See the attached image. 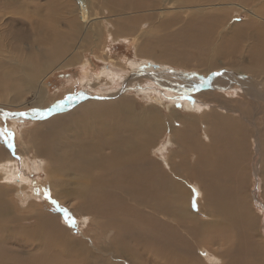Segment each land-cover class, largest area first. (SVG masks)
Returning a JSON list of instances; mask_svg holds the SVG:
<instances>
[{
  "label": "bare ground",
  "instance_id": "6f19581e",
  "mask_svg": "<svg viewBox=\"0 0 264 264\" xmlns=\"http://www.w3.org/2000/svg\"><path fill=\"white\" fill-rule=\"evenodd\" d=\"M59 1L48 0L46 5L38 4L32 14L28 7L24 12L22 9L16 10L29 19L33 28L28 36L32 37L29 38L30 42L24 44L22 39H26L28 33L21 32L24 27L19 25L17 19L9 16V23L17 24L18 32H7L3 28L8 25L5 16L3 17L6 14L3 10L6 9L5 6H9V1L0 0V102H11L10 97L13 96V103H17L29 91L40 94L43 98V89L46 86L44 81L53 69L71 66L79 60V56L72 53L75 52L74 48L84 47L89 42L93 44V41L101 39L102 32L107 31L104 17L93 18L90 0L74 1L78 2L76 11L78 15L81 14L83 21L80 23L72 16L70 35L65 30H59L56 22L58 19L60 21L58 11L62 8L58 9L53 5L57 3L61 7L62 1ZM102 1L107 6L103 11L107 10L116 18L112 29L116 40L119 39L117 36L128 34L127 31H131L132 24L139 18L132 12L154 10L162 15L155 26L154 17L159 15L155 13L147 17L151 20L149 30L152 31L146 34L147 38L151 33L160 31H165L166 37L155 34L147 39L148 43L141 47L147 46L151 52H146L147 55L144 56L168 66L169 63L197 60L198 64L205 66L208 71L220 65L232 67L238 79L227 74L222 79L216 77L212 83L207 81L205 84L211 87L215 84H225L231 79L230 83L234 80L237 85L244 87L246 94H252L249 101L253 105L254 114L246 118L248 121L250 119L252 128L247 129L238 118H233L235 115L227 117L216 107H225L242 115L241 102L238 104L230 101L234 97L222 96L216 90L205 91L202 95L210 104L207 105L208 109L205 106L206 109L202 110V115L198 113L201 115L198 122H194L198 119L195 117H191L190 121L186 120L185 115L179 117V110L173 104H169V107H172L169 114L175 118L171 123L161 121L166 115L151 109V106L145 110L144 115H140L134 106H130L132 98H127L126 107L121 106L119 101L112 102L108 109L103 104L90 105L85 107L89 114L87 118L73 117L77 112L75 111L65 118L68 123L64 121L60 133L55 132L53 122L49 126L46 123L44 128L41 127L42 130L32 133L29 140L36 155L43 157L45 162H50L53 167L48 173L58 175L57 177L64 174V178L56 177L53 180L56 197L78 200L77 209L91 217L93 225L101 230L95 235L99 240L98 253L106 255L105 257L108 255L121 260L128 257L133 264H140L136 261L139 259L138 255L145 252L154 259L158 258L163 264H189V259L195 264H204L205 261L200 257L201 251L203 248L209 250L208 247H212L218 256L215 255L219 264H264V246L255 236L256 216L237 186L241 181L239 173L243 172L241 157H249V152H252L255 144L259 158L262 159L258 173L264 176V0L253 7L252 17L249 15L245 22L240 21L242 15L238 10L233 17L222 13L225 9L219 6L227 0ZM249 2L253 3V0H229L227 3L248 5ZM173 3H177L179 8H171ZM171 11L174 14L165 17V14ZM8 13L17 14L14 11ZM183 13H188L191 18L184 19ZM180 23L182 28L175 29ZM102 76L103 74L99 75L97 81ZM152 78L155 77L152 75ZM251 82L259 83L260 88L254 87ZM165 88L189 94L197 90L185 84L170 82ZM199 95L201 96L200 93ZM188 107L192 109L191 106ZM132 109L134 115L128 114ZM260 114L263 116L261 121ZM139 116L146 118L140 119ZM199 123L206 124L204 135L207 134L208 139H212L215 145H211L209 141L202 142L198 130ZM163 128L170 129L171 142L181 148L173 152L168 159H160L153 153L155 146L159 144L155 142L165 132ZM124 130L126 135L122 132L120 136L114 135L115 131ZM250 136L253 137V146H249ZM3 138V129H0V155H10L3 144ZM190 150L196 152V158L194 169L188 171L189 161L185 154ZM4 161L0 162V178L8 174L15 177L16 165L13 161ZM46 163H43L44 167ZM203 164L206 168L204 171L201 168ZM221 172L226 178L221 177ZM217 174H220V177H217ZM17 176L20 181L16 182H21V188L2 187L0 199L5 198L7 190L17 192L18 195L26 193L27 178L21 173ZM195 183L200 187L198 193L193 190L194 187L193 193L189 192L186 184ZM212 184L217 187L220 184L227 194L221 193ZM194 195L199 196L200 203L201 198H206L204 219L195 217L197 212L191 209ZM261 195L264 197V192H261ZM39 205L37 202L34 208L42 214L45 207L41 208ZM46 216L52 219L49 214ZM40 221L44 224L45 219ZM24 230L27 229H22V232ZM37 231L39 232L33 228L27 230L25 243L31 244V238H36ZM6 232L0 227V264H63L59 258L51 262L45 253H30L29 257L19 258L2 239L1 234H7ZM16 236L15 234L10 237L14 240ZM43 241L45 244V237L42 238ZM131 242L136 245L132 247ZM196 248H200L197 254ZM47 251L51 254L49 247Z\"/></svg>",
  "mask_w": 264,
  "mask_h": 264
},
{
  "label": "rangeland",
  "instance_id": "374dc122",
  "mask_svg": "<svg viewBox=\"0 0 264 264\" xmlns=\"http://www.w3.org/2000/svg\"><path fill=\"white\" fill-rule=\"evenodd\" d=\"M3 1H9L7 3L9 6H5L4 8L6 9L3 10V13H6L3 17L5 16L4 19L8 25L3 28L6 29L7 32L12 31V33H15L19 29H16L17 24L12 25V23H9V18L12 17L15 18L14 20L17 19L16 21L19 22V25L24 27L21 32L23 34L25 31L28 33V35L25 36L26 39H22V42L24 44L30 42L29 38L32 37L28 36L31 35L33 29L30 21L23 13H19L16 10L22 9L23 11L28 7L30 9V14H32L38 4L46 5L48 0ZM74 1L75 0H60L61 7L57 3L56 5L53 4L58 9L62 8L58 11L60 12L58 13V15H60V21L58 19L56 23L59 26V30H65L68 35L72 32V20H70L72 16L80 23L83 21L81 19V14L78 15L76 11L78 2ZM90 1L92 4L91 9L93 18L102 19L104 17L103 21L106 24L107 31L105 33L102 32L101 39L93 41V44L92 42H89L84 47L74 48L75 52L72 53L78 55L79 60L71 64V66L67 65L53 69L52 73H50L44 81L46 86L43 89L45 93L43 98L42 96L40 97V94H35L34 92L29 91L28 94L25 93L17 103H13V96L10 97L11 102H0V129H3L4 137L2 141L10 153V155H0V162L2 160H5L4 162L7 163L13 161L14 165H16L15 174L17 173V175H20L21 173L27 178L25 181L28 183L27 188L25 189L26 193L18 195L17 192L15 193L11 190H7L5 198L0 199V227H2L3 231H7V234H1V237L5 240L4 242L7 247L13 250V254L17 255L19 258L29 257L30 253H36L39 255L45 253L51 262H55V260L59 258L63 264H78V262L79 264H133V261L128 257L122 258L124 260L113 259L111 256L109 257L107 255V257H105L106 255L98 253L100 252V246L95 233H99L101 231L100 228L95 224L93 225L91 217L89 218L87 214H83L77 209L76 205L79 204L78 200L56 197L53 190V180L56 179L58 175H52L47 172L53 168L50 162L46 163L43 157L36 155L35 151L29 144L32 133H37V131L42 130L41 127L44 128L46 123L49 126L50 123L53 122L52 125L56 128L55 132L60 133L64 121L68 123V120L65 118L72 115L75 111L77 112L72 115L73 117L87 118L89 114L86 112L85 107L103 104V106L108 109L111 106V103H114L115 101H119L121 106L126 107L128 106L127 98H132V104L130 106H134L140 115H144V113H146L145 110L150 109L151 106V109H155L157 112H162L166 115L161 121L163 120L164 123H171L175 118L169 114L171 113L170 108H172L169 107V104H171V106L173 104V106L177 107L179 110L177 111V113L179 112V117L185 115L184 117H186V120L190 121L191 117L201 118L202 110L204 111L208 107L207 105L210 104L206 98V100L203 99L202 95L205 91L211 92L216 90L218 93L222 94V96L226 95L228 98L234 97L233 99H230V101H234L238 104L241 102L242 115H239L240 112L238 111L233 113L229 109H225V107L222 109L221 106L212 105L220 108V111H222L227 117L235 115L233 118H238V121L243 123L247 129L252 128L249 123L250 119L249 121L246 120L248 116L254 114L252 110L253 105L250 103L252 94H246L244 91L245 89H243L244 87L237 85L234 80L230 83L231 79L229 81L227 80V83L225 84H215L211 87L205 84L207 81L212 83L217 79L216 77L222 79V77L227 74L238 79V77L234 75L232 67L220 65L219 67L212 69V71H208L205 66L198 64L197 60L179 64L169 63V66L168 64L158 63L155 59L144 56L147 55L146 52H151L149 47H141L142 45L147 44L149 38H152L153 35H165V31H160L157 33H151V36L148 38L146 36L147 33L149 34L152 32L149 30V23L151 20L147 17L155 14L156 11L141 10L132 12V14H137L139 18L132 24L131 31H127L128 34L117 36L119 39L116 40L114 39L115 37H113L114 35L112 32L116 23L115 16L109 14L107 10L103 11L107 6L103 4L102 0ZM259 1L261 0H253L254 4L249 2L248 5L240 3L232 5L227 3L229 2V0H227L222 6H219V4L217 5L218 2H216V5L225 9V12L222 13L231 15V17L235 16L238 10L240 12L239 14L242 15L240 21L245 22L249 19V15L252 17L251 11H254L253 7L259 3ZM173 7L176 10L179 8V5L173 3L171 8ZM10 11H14L17 14H9L8 12ZM67 14H69L68 17L66 16ZM156 14L159 15L158 13ZM172 14H174L173 11L168 12L165 14V17ZM183 14L184 19L191 18L188 13ZM160 16L162 15H159L157 18L154 17V26L157 24V20H159ZM185 24L186 23H184V25ZM182 26V23L177 24L175 29L178 30L182 28ZM74 36L76 37L75 34ZM164 67H166V69H164ZM157 73L162 77L158 76ZM101 74H103V76L97 81V77ZM152 75L155 78H152ZM132 79L135 80L133 81ZM169 82L178 85L179 83L185 84L188 85V87L197 88V90L195 89L196 92L191 94L188 92L186 93L185 91L174 92L165 88ZM197 84H199V86ZM251 84L254 87L260 88L259 83L255 84L254 82H251ZM234 89H236V91ZM185 97L188 98L187 101H185ZM185 103H189V105ZM188 106H191L192 109H189ZM193 109L196 110L194 111ZM236 112L239 114H236ZM128 114L134 115V109L128 111ZM139 117L140 119L146 118V116ZM261 117H263L262 114H260V121ZM199 118L197 120L195 119L194 122L201 120ZM174 124L177 125V123ZM205 125V123H199L198 130L200 132L199 134H201V140L204 143L209 141L211 145H215L212 142V139H208L207 134L204 135V133H206ZM169 130L170 129L164 130L165 132L163 135L155 142L159 144H155L157 147L155 146L153 153H155L160 159H168L173 152L181 149L179 146L173 145L171 142V131ZM121 132L126 135L125 130L120 132L115 131L114 135L116 137L120 136L122 134ZM250 134L252 135L253 132ZM252 138V136L248 137L249 146L252 145ZM10 144L12 145L11 147H9ZM254 152L256 153L254 154ZM195 153L191 150L189 152L186 151L185 157L189 161L188 171L194 169V159L196 158ZM241 159L243 172L239 173L241 181L237 186L240 189V194L245 201H248L251 211L256 216L257 223H255V236L264 246V197L261 195V192H264V176L258 173L259 163L262 159L259 158L256 144L252 152H249V157H241ZM42 162L46 163L45 167ZM263 167L264 161L262 163V169ZM201 168L202 171L206 170L204 164ZM262 169L260 167V171ZM17 175L14 177L12 174H8L5 175L4 178H0V189L4 186H8L11 189H13L14 186H20L21 182H16L20 181V178H18ZM63 175L64 174H61L57 178L62 179L64 178ZM191 176L193 177L192 173ZM6 177L9 179H6ZM217 177H220V174H217ZM221 177L226 178L222 172ZM186 185L189 192L193 193L192 188L194 187L193 190H197L195 192L198 193L200 187L197 183ZM213 187L219 189L221 193L227 194L224 187L220 184L218 187ZM20 188H18V191ZM194 196L195 199L191 205V209L197 212L194 216L198 219H204L206 214L204 213L203 208L205 206L204 202L206 198H201L202 200L200 203L198 201L199 196ZM37 202L40 204L39 206L41 208L45 207L42 214L34 208ZM219 203L222 204L221 202ZM3 210H5L4 214ZM48 214L52 216V219L47 218L46 215ZM68 218H70L73 223H69ZM41 219H45V222L43 223L46 225L41 223ZM21 227L22 229L25 228L27 230L32 228L39 230V232L37 231L35 233L36 238H31V244L27 242L25 243V238H27L28 233L27 230L22 232ZM15 234L17 236L12 240L10 236ZM43 237L47 240L45 244L44 241L42 242ZM101 239L102 238H100V240ZM131 245L134 247L136 243L131 242ZM48 247L52 255L50 253L48 254ZM208 248L209 250L203 248L200 254V257L205 261L204 264H219L215 249L212 247ZM199 251L200 248H196V254ZM0 253L2 254L1 251ZM215 255L217 257H215ZM138 256L139 259L137 260L135 257H132L140 264H163L158 258L154 259L153 256L151 257L150 254H146L145 252ZM100 257L103 258L102 260L104 261H102ZM199 259L197 258V260ZM191 260L192 259H189V264H195L194 261ZM125 261L126 263H124Z\"/></svg>",
  "mask_w": 264,
  "mask_h": 264
},
{
  "label": "snow or ice",
  "instance_id": "6c2138e0",
  "mask_svg": "<svg viewBox=\"0 0 264 264\" xmlns=\"http://www.w3.org/2000/svg\"><path fill=\"white\" fill-rule=\"evenodd\" d=\"M11 146H12V145L10 144L9 147H11ZM68 222H69V223H73V221H72L70 218H68Z\"/></svg>",
  "mask_w": 264,
  "mask_h": 264
}]
</instances>
